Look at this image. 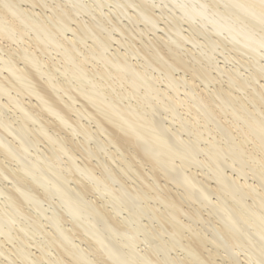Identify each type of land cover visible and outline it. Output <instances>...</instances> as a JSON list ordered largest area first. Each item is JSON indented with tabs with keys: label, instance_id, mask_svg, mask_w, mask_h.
Listing matches in <instances>:
<instances>
[{
	"label": "bare ground",
	"instance_id": "1",
	"mask_svg": "<svg viewBox=\"0 0 264 264\" xmlns=\"http://www.w3.org/2000/svg\"><path fill=\"white\" fill-rule=\"evenodd\" d=\"M51 1L0 0V181H12L0 186V244L21 240L25 246L17 240L7 250L25 264H240V255L245 264H264V0ZM109 3L117 21L167 36L139 28L138 44L128 24L102 11ZM216 51L250 74L238 65L225 70ZM214 81L211 91H196ZM247 87L254 93L245 100L235 90ZM98 152L120 172L100 158L95 165ZM122 210L129 218L121 223ZM142 217L156 222L153 233ZM24 221L33 227L27 236L44 235L33 256ZM176 248L184 251L179 259L170 255ZM221 252L228 261L217 262Z\"/></svg>",
	"mask_w": 264,
	"mask_h": 264
},
{
	"label": "rangeland",
	"instance_id": "2",
	"mask_svg": "<svg viewBox=\"0 0 264 264\" xmlns=\"http://www.w3.org/2000/svg\"><path fill=\"white\" fill-rule=\"evenodd\" d=\"M92 3H94L95 4V6H96V0H90ZM104 1V0H103ZM46 2H51V3H54V5L56 4V2L55 1H51V0H46ZM91 2H90V4H91ZM43 7V6H42ZM35 10H36V12L37 11H39V12H41L42 13V9H41V7L39 8V6H35ZM43 9L44 10H46L47 12H50V9H47L46 7L44 8L43 7ZM166 9V8H165ZM92 11H93V9H91ZM116 9H115V7H114V5H112V4H108L107 6H104L103 7V9H102V11H104V13H107V14H110L111 15V17L112 18H114L116 21H117V18H116V16L114 15V11H115ZM157 10L158 11H156V13L157 12H159V10L160 9H158L157 8ZM166 11H168V9H166ZM93 12H95V11H93ZM43 14V13H42ZM98 14V13H97ZM45 16V15H44ZM100 19H101V23H104L105 25H106V27H108V26H110V24H112L111 23V20L109 19H105V18H103L102 16H104V15H100V14H98L97 15ZM77 18H79V19H83L84 21H87V19H92L93 21H95V22H97V20H95V19H93L92 17H90L88 14H81V15H79V16H76ZM164 18H165V20H168L169 22H171L166 16H163ZM118 22V24L120 25V26H123V24H128V26L130 27V29H131V33H129V35L136 41V39H137V35H139L140 34V32L138 31L139 30V28L141 29V28H144V29H146V31L148 32V34H149V36L148 37H154V38H157V35H163L164 37H166L167 35H166V33L161 29V28H157V33H153V32H151V31H149V30H147V28H145V26L142 24V23H138V25H131L130 23H129V21L126 19V18H124V17H121V20L120 21H117ZM100 23V24H101ZM158 23H160L159 24V26L161 27V26H165L166 27V25H165V23H164V20H159L158 19ZM72 25L73 26H75V22H72ZM186 27H187V25H186ZM186 27L184 26L182 29L184 30V33H188V34H191V33H194V35H196L197 37H200V39L202 40V41H205V38L202 36V35H200V34H197L192 28H188L189 30H187L186 29ZM123 28H125L124 26H123ZM150 32V33H149ZM113 33H114V36L115 37H119L120 36V33L118 32V31H113ZM71 35L72 34V32H70V31H68V35ZM124 37V40L125 41H127V40H130V38L128 37V36H126V35H124L123 36ZM142 37H143V39L147 42V43H149V40H148V38H146L145 36H143L142 35ZM139 39H137V41L136 42H138V44H142L141 43V41L139 40ZM159 40H161L160 38H159ZM88 44V43H87ZM113 44L115 45V44H118V46H119V43L118 42H116V41H113ZM187 44H188V46L187 47H192L193 48V46L190 44V43H188L187 42ZM112 45L110 48V50H114V48H115V46H117V45ZM120 48H122V50H124V47L123 46H120ZM184 51L186 50L185 48H182ZM194 49V48H193ZM195 51V50H194ZM223 52H224V54L226 55V53H227V55H232L233 54V51L231 52V51H226V50H223ZM183 53V55H184V52H182ZM229 53V54H228ZM241 54V53H240ZM242 55V54H241ZM187 56H188V58L187 59H185V61H187V62H190L191 60H192V62H193V59L191 58V56L189 55V53H187ZM243 56V55H242ZM215 57H216V60H217V62H219L218 64L219 65H223L224 66V68H225V70H230V71H233V68H235L237 65L240 67V68H242V71H241V73H243L244 75H246V74H250V69L249 68H245V67H242L241 66V64H240V61L239 60H237V59H232V60H230V61H223V59L221 58V57H223L222 56V54L221 53H219V52H215ZM245 59H247V57L246 56H243ZM141 59V58H140ZM245 59H243V60H245ZM248 60V59H247ZM201 65H205L207 68H211L210 70L213 72V74H215V75H217L218 76V78H219V80L221 81V83H223L225 80H226V74H218L214 69H212V67H211V65L210 64H201ZM180 73H182L181 71H180ZM225 75V76H224ZM188 76V74L186 75V77ZM201 83V86L200 87H196L197 88V90L196 91H198L199 92V90H200V88H202V87H205V89L207 90V92H209V91H211L213 88H215L216 86H219V83H218V81H214V82H209V84H208V86H206L205 84H203L202 82H200ZM257 85H259V83L258 82H255ZM213 84V85H212ZM225 84V83H224ZM226 85V84H225ZM236 91V93H239V95L242 97V98H244L245 100H247L246 99V95H249V94H252V93H254L253 92V90H252V87H247V89H245L244 91H238V90H235ZM7 112H8V114H6V116L9 118V120H13V122H15L16 123V121H18V117H17V114H15V113H12L11 112V109L10 110H6ZM11 112V113H10ZM84 121H85V119H84ZM89 121V120H88ZM91 126H93V124L91 123L90 124ZM102 135V134H101ZM58 136L60 137L61 135H59L58 134ZM78 137L79 136H74L73 137V139H74V141H78ZM102 137H103V135H102ZM81 138V137H80ZM97 140H99V139H97ZM91 144H89V147L90 146H94V143L93 142H90ZM111 147V148H110ZM110 148V149H109ZM107 151H109V150H114V151H116V153L118 154V156L120 155H122L123 156V154L120 152V151H117V150H115L116 148L112 145V144H109V146L107 147ZM32 150H33V148H32ZM35 150H37L38 152H40V153H42V154H44V152H46L47 150H48V148H47V146L43 143V142H41V141H38L37 143H36V147H35ZM75 151V150H74ZM75 153H76V155L74 156V159L77 161V163H81V159L79 158V156H81V154H80V152H78L77 150L75 151ZM103 152H98V158L97 157H92L91 159H92V162L95 164V165H99L100 166V164H99V158L101 159V160H103V161H106L107 162V164H108V166L110 167V166H112V167H114V169H116L117 171H119V168L117 167V165H116V163L115 162H113L109 157H108V155H106V154H102ZM66 158H67V156H65ZM125 157H128L129 158V156H127V155H125ZM115 159H117V158H115ZM117 162H119L118 160H116ZM61 163H66L65 161H63V160H61ZM120 164H121V162H120ZM11 166L13 167V168H15V165H14V163L12 162L11 163ZM149 168V166L148 165H144V169H145V171H147V169ZM149 170V169H148ZM96 172H98L99 174H100V171L99 170H97L96 169ZM120 172V171H119ZM131 173V172H130ZM122 176H123V178L125 179V182H126V184L127 183H130L129 185H128V187L129 186H132V185H136L137 184V182L135 181V180H133L132 178H130V177H128L127 175H125V174H122ZM150 179H152L151 177H149ZM1 179H2V177H1ZM11 180H9V179H6V180H4V179H2V181H0V186H3V185H5L4 183H6V185H10L11 184V182H10ZM137 181H139L138 179H137ZM140 182V181H139ZM160 182L162 183L163 182V178H162V180H160ZM74 184V182H72V185ZM137 186V185H136ZM174 189H176V188H174ZM181 190H178V192H180ZM216 198V197H215ZM87 199H91V200H93V199H96V200H98L99 202H101V200H99L98 198H97V196H96V194H89V196H88V198ZM0 202H2L1 201V199H0ZM52 202V201H51ZM45 207H47V206H50L51 204H46V203H42ZM47 206H46V205ZM183 206L184 207H187V204L186 203H184L183 204ZM107 210H109V205H107ZM29 209L30 211H32L31 209H30V207L29 206H27L26 207V209ZM205 214H206V212L205 211H203L202 210V212H201V215H204L203 217L205 218L206 216H207V214H206V216H205ZM125 217H127V218H129V214H128V212L126 211V210H122V214H117V217H116V220H118L119 222H125ZM20 223H21V221H19ZM24 222H26V221H24ZM27 223V222H26ZM133 223V222H132ZM143 223H147L148 224V226L150 227V230H148V232L149 233H153L152 231H154L155 230V225H156V222L154 221V222H150V221H148L147 220V218L146 217H142V223L140 222V224H143ZM203 222H200L199 220L198 221H196V226L195 227H201V225H203L202 224ZM68 224V222H66V225ZM27 225V228H25L24 230L25 231H23V230H20V232H22V234H24V236L25 237H27V239L31 242V243H33V244H30V245H28V246H26V247H28L29 249H30V251H31V255L33 256V254L34 253H39V248H36L34 245V241H37V240H42V238H43V234H38V235H34V239H32V238H30L29 236H27L26 235V233H31V229H33V227L31 226V224H26ZM18 226V222L14 225V229L16 230V227ZM146 226V225H145ZM50 226H49V224H46L45 225V229H46V231L47 230H49L50 228H49ZM201 228H203V226L201 227ZM205 229V228H204ZM11 230H13V228L11 229ZM44 231V234H46L47 236H49L48 234V232L46 233V231L45 230H43ZM191 232V231H190ZM190 232H189V230L188 229H185V232H184V236H189L190 235ZM13 233V232H12ZM186 233V234H185ZM188 234V235H187ZM186 237H184L182 240H186ZM74 239H75V243H79L80 244V246H82L83 248H90V246L89 245H87V243L86 242H84L83 240H81V239H79L78 237H77V235H75L74 237H73ZM17 240L19 241V243L20 244H22L23 246H25V244L21 241V240H19L18 238L16 239V240H14L13 241V243H10V242H6V245L4 244V245H2V244H0V249L3 251V250H5V252H7V254L9 255V258H11V261L10 262H12V264H25L24 262H22L19 258H16L17 256H15V254H13L12 252H10V251H8L7 249L10 247V248H12V249H14L13 248V245L15 244V242L17 243ZM149 244L150 243H144V242H140V246H139V249H141V250H145V249H148L149 247ZM34 247H33V246ZM49 249L50 250H48V251H46L45 250V252H46V254L49 256V257H54V253H56V251H55V249L53 248V247H49ZM179 249V250H178ZM176 248V250H172V251H170V255L172 256V257H174V258H176V259H179V256H180V258H181V256H183L184 254H182L184 251L181 249L180 250V248ZM36 250V251H35ZM220 250H222L223 251V249H220ZM36 253V254H37ZM242 252H240V254H241ZM91 256H90V258L92 259V258H94V255L92 254V253H89ZM180 254H182V255H180ZM240 254H238V255H236V257L238 258V256L240 255ZM243 254V253H242ZM222 255V256H221ZM226 254L224 253V252H221V254H220V256H217V257H215V259L217 260V262H218V260L219 259H221V260H219V262L220 261H222V258L221 257H223V259L225 260V261H228V259L226 258V257H224ZM242 257H243V255H240L239 256V258H238V260L240 261V264H245L244 262L245 261H242L243 259H242ZM242 259V260H241ZM0 264H10L9 263V259L7 258V257H5L4 255H1V253H0ZM61 264H68L66 261H63ZM76 264H79V263H76Z\"/></svg>",
	"mask_w": 264,
	"mask_h": 264
}]
</instances>
